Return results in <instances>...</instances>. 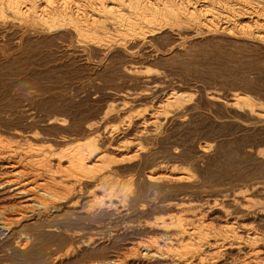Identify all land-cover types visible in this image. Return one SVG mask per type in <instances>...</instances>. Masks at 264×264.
<instances>
[{
  "label": "bare ground",
  "instance_id": "obj_1",
  "mask_svg": "<svg viewBox=\"0 0 264 264\" xmlns=\"http://www.w3.org/2000/svg\"><path fill=\"white\" fill-rule=\"evenodd\" d=\"M13 26L71 31L106 64L114 53L125 59L77 127L55 113L44 123L61 128L60 136L0 130V247L26 256L20 264H264V183H219L196 194L204 183L199 163L217 143L193 144L197 160L175 141L164 146L165 131L186 125L198 103L158 72L164 55L151 46L170 34L264 50V0H0V29ZM206 99L242 117L231 120L240 129L264 131V106L247 95L211 91Z\"/></svg>",
  "mask_w": 264,
  "mask_h": 264
},
{
  "label": "rangeland",
  "instance_id": "obj_2",
  "mask_svg": "<svg viewBox=\"0 0 264 264\" xmlns=\"http://www.w3.org/2000/svg\"><path fill=\"white\" fill-rule=\"evenodd\" d=\"M5 28L0 29H3L0 32V130L3 131L12 128L38 129L50 136H60L59 131L62 132V129L57 126L46 127L45 119L52 114L62 113L76 126L82 118L94 113L103 99V93L100 95V92L105 91L100 87L106 81L116 80H113L114 70L125 59L119 53H114L115 57L112 56L110 61L108 59L106 64L102 53L84 49L75 41V34L71 31L59 35L58 31L45 34L38 28L24 33L15 26ZM57 36L58 39H55ZM185 37L178 42L172 35L164 34L151 44L154 52L164 55L158 63V72L172 85H182L186 90L189 88L193 91L198 103V110L196 108L188 116L186 125H172L167 129L168 132L165 131L163 136H168V139L164 146L175 141L183 147L186 156L190 154L191 159L197 160L193 144L204 138L217 143V149L208 161L199 163L203 169L204 183L196 194L201 193L203 197L206 191L219 183L229 186L244 182L264 183V156L256 159L248 153L249 148L264 150V131L254 125L248 130L240 129L231 120L234 117L243 120L242 117L228 113L223 106L210 104L206 99L207 92L211 91H218L224 97L231 92H240L264 106V50L254 44H241L221 37L211 39L199 36L195 40L190 39V36ZM178 47L183 48L182 52L174 51ZM107 68L112 69V72ZM96 95L98 103L91 100ZM105 223L103 219L101 224ZM121 239L115 242L112 251L121 245ZM1 247L0 262L8 259L7 262L15 264L22 259L19 260L18 256L23 259L26 257L14 254L15 251L9 246Z\"/></svg>",
  "mask_w": 264,
  "mask_h": 264
}]
</instances>
